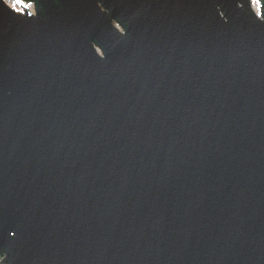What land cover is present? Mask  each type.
I'll list each match as a JSON object with an SVG mask.
<instances>
[{"label": "water", "instance_id": "obj_1", "mask_svg": "<svg viewBox=\"0 0 264 264\" xmlns=\"http://www.w3.org/2000/svg\"><path fill=\"white\" fill-rule=\"evenodd\" d=\"M23 1L0 0L2 264H264L251 0Z\"/></svg>", "mask_w": 264, "mask_h": 264}, {"label": "rangeland", "instance_id": "obj_2", "mask_svg": "<svg viewBox=\"0 0 264 264\" xmlns=\"http://www.w3.org/2000/svg\"><path fill=\"white\" fill-rule=\"evenodd\" d=\"M7 4H9L12 8L17 11L24 12L22 7L29 8L30 10L34 11V6L31 3L25 2L23 0H5ZM255 9L259 12L260 5L253 4Z\"/></svg>", "mask_w": 264, "mask_h": 264}, {"label": "snow or ice", "instance_id": "obj_3", "mask_svg": "<svg viewBox=\"0 0 264 264\" xmlns=\"http://www.w3.org/2000/svg\"><path fill=\"white\" fill-rule=\"evenodd\" d=\"M251 3L256 5H261V0H251ZM256 14L264 17V6H261V10ZM13 235H15V233H13Z\"/></svg>", "mask_w": 264, "mask_h": 264}, {"label": "clouds", "instance_id": "obj_4", "mask_svg": "<svg viewBox=\"0 0 264 264\" xmlns=\"http://www.w3.org/2000/svg\"><path fill=\"white\" fill-rule=\"evenodd\" d=\"M0 264H2V259H0Z\"/></svg>", "mask_w": 264, "mask_h": 264}]
</instances>
